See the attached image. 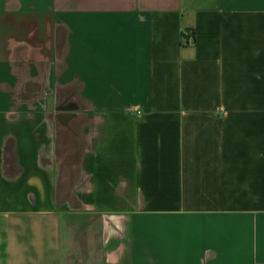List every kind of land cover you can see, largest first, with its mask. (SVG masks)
Segmentation results:
<instances>
[{
  "label": "crops",
  "instance_id": "crops-1",
  "mask_svg": "<svg viewBox=\"0 0 264 264\" xmlns=\"http://www.w3.org/2000/svg\"><path fill=\"white\" fill-rule=\"evenodd\" d=\"M0 264H264V0H0Z\"/></svg>",
  "mask_w": 264,
  "mask_h": 264
},
{
  "label": "built area",
  "instance_id": "built-area-1",
  "mask_svg": "<svg viewBox=\"0 0 264 264\" xmlns=\"http://www.w3.org/2000/svg\"><path fill=\"white\" fill-rule=\"evenodd\" d=\"M184 35H186V36L189 37V43H193V41H194V34L192 32L185 31L184 32Z\"/></svg>",
  "mask_w": 264,
  "mask_h": 264
},
{
  "label": "rangeland",
  "instance_id": "rangeland-1",
  "mask_svg": "<svg viewBox=\"0 0 264 264\" xmlns=\"http://www.w3.org/2000/svg\"><path fill=\"white\" fill-rule=\"evenodd\" d=\"M60 206H62L64 209H66V205H60Z\"/></svg>",
  "mask_w": 264,
  "mask_h": 264
}]
</instances>
